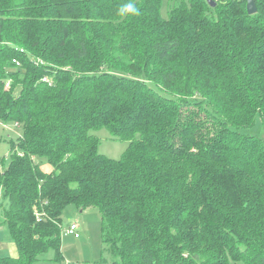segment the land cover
I'll return each mask as SVG.
<instances>
[{"label": "trees", "instance_id": "trees-1", "mask_svg": "<svg viewBox=\"0 0 264 264\" xmlns=\"http://www.w3.org/2000/svg\"><path fill=\"white\" fill-rule=\"evenodd\" d=\"M212 1L0 0V123L21 130L0 264L63 261L69 206L99 212L111 264H264V0Z\"/></svg>", "mask_w": 264, "mask_h": 264}, {"label": "rangeland", "instance_id": "rangeland-1", "mask_svg": "<svg viewBox=\"0 0 264 264\" xmlns=\"http://www.w3.org/2000/svg\"><path fill=\"white\" fill-rule=\"evenodd\" d=\"M161 16L166 18L168 11L187 0H161ZM247 133V132H246ZM21 134V130L14 123H0V169H5L9 163V153L11 143H15ZM98 141V153L109 159L117 160L125 152L127 142L113 140L109 131L105 128L91 131ZM252 136L259 137L264 141V129L258 119L255 126L248 132ZM43 171H49L50 166L45 160L36 159ZM7 205V202H3ZM61 253L63 261L55 262L54 254L49 251L40 255L34 264H111L108 254L102 251L100 237V216L94 208L86 209L83 212L78 211L73 206L63 210L61 214ZM71 223H77L79 226L80 237L75 239L73 236L66 234V230ZM0 236V256L15 257L17 251L15 246L3 228ZM105 260H108L105 262Z\"/></svg>", "mask_w": 264, "mask_h": 264}, {"label": "water", "instance_id": "water-1", "mask_svg": "<svg viewBox=\"0 0 264 264\" xmlns=\"http://www.w3.org/2000/svg\"><path fill=\"white\" fill-rule=\"evenodd\" d=\"M207 2L210 4V6H212V7L215 6L214 1L207 0ZM246 11H247L248 15H254L256 13L257 9H256V5H255L254 0H247Z\"/></svg>", "mask_w": 264, "mask_h": 264}, {"label": "built area", "instance_id": "built-area-1", "mask_svg": "<svg viewBox=\"0 0 264 264\" xmlns=\"http://www.w3.org/2000/svg\"><path fill=\"white\" fill-rule=\"evenodd\" d=\"M8 86V85H7ZM66 234L73 235L75 238H79V231L76 224H71L66 230Z\"/></svg>", "mask_w": 264, "mask_h": 264}, {"label": "clouds", "instance_id": "clouds-1", "mask_svg": "<svg viewBox=\"0 0 264 264\" xmlns=\"http://www.w3.org/2000/svg\"><path fill=\"white\" fill-rule=\"evenodd\" d=\"M129 11L136 12V9L133 7L132 4H127V5L123 6L120 10V14L123 15Z\"/></svg>", "mask_w": 264, "mask_h": 264}, {"label": "crops", "instance_id": "crops-1", "mask_svg": "<svg viewBox=\"0 0 264 264\" xmlns=\"http://www.w3.org/2000/svg\"><path fill=\"white\" fill-rule=\"evenodd\" d=\"M3 228L0 226V236H2V233H3V230H2ZM80 233V232H79ZM0 249H1V247H0ZM15 249H16V247H15ZM17 251V250H16ZM17 254V253H16ZM17 256V255H16ZM15 256V257H16Z\"/></svg>", "mask_w": 264, "mask_h": 264}]
</instances>
